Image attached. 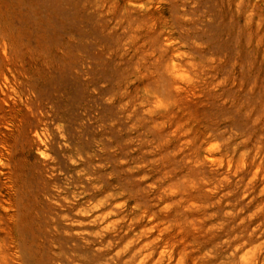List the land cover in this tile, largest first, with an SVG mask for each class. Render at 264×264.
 <instances>
[{
  "label": "rangeland",
  "instance_id": "rangeland-1",
  "mask_svg": "<svg viewBox=\"0 0 264 264\" xmlns=\"http://www.w3.org/2000/svg\"><path fill=\"white\" fill-rule=\"evenodd\" d=\"M0 245L264 264V0H0Z\"/></svg>",
  "mask_w": 264,
  "mask_h": 264
},
{
  "label": "bare ground",
  "instance_id": "bare-ground-1",
  "mask_svg": "<svg viewBox=\"0 0 264 264\" xmlns=\"http://www.w3.org/2000/svg\"><path fill=\"white\" fill-rule=\"evenodd\" d=\"M23 252L22 256L19 258L18 264H28L26 259H25V252L23 249H21V253ZM27 255L29 258H31L32 261L36 262V256L37 252L34 250L33 252H27ZM0 264H10L9 261V255L7 253V250H5L1 245H0Z\"/></svg>",
  "mask_w": 264,
  "mask_h": 264
}]
</instances>
